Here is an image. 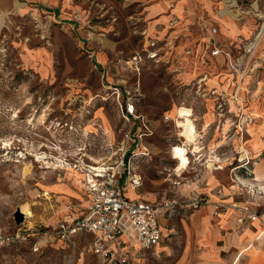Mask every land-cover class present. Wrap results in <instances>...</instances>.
<instances>
[{"label": "rangeland", "instance_id": "374dc122", "mask_svg": "<svg viewBox=\"0 0 264 264\" xmlns=\"http://www.w3.org/2000/svg\"><path fill=\"white\" fill-rule=\"evenodd\" d=\"M150 2L19 0L14 10L0 14V224L18 226L13 212L24 202H34L35 213L19 224L22 227L75 216L84 204L86 176L75 163L111 166L123 161L140 175L138 191L144 198L173 203L162 208V232L183 229L197 179L207 172L217 174L216 158L209 156L214 146L200 142L202 126L195 123L213 105L226 136L235 138L233 146V141L228 143L230 158L220 162L224 169L246 152L253 155L248 140L257 126L262 148L253 158L264 159V114L254 109L257 102L264 110V93H234L224 75L226 91L218 96L208 92L218 79L199 81L206 64V36L198 19L192 15L187 23L171 27L152 24ZM236 94L245 96L241 110L253 118L241 136ZM218 97L230 107L224 108L222 118L216 114ZM181 106L191 108L195 119L191 137L178 124ZM174 145L189 151L185 169L172 157ZM26 164L31 166L29 176L22 175ZM54 184L72 191H49ZM44 191L50 198H43ZM174 240L175 235L165 237ZM87 244L88 238L60 243V264H99ZM151 249L144 255L135 251L149 261L168 264V252L155 257L148 254Z\"/></svg>", "mask_w": 264, "mask_h": 264}, {"label": "crops", "instance_id": "0c3cea01", "mask_svg": "<svg viewBox=\"0 0 264 264\" xmlns=\"http://www.w3.org/2000/svg\"><path fill=\"white\" fill-rule=\"evenodd\" d=\"M222 1L151 0L148 4V11L152 15V24L167 27H171L168 26L171 24H185L193 17L192 15L196 16L198 24L200 17L206 14L208 20L218 26L219 32L215 37L216 42H220L222 39L232 40L238 36L249 37L256 28L255 20L248 18L244 23H241L228 14L215 16V10L222 5ZM18 2L19 0H0V14L14 10V8L18 7ZM219 58L220 61H224L223 57L220 56ZM255 59H257V63L260 66L250 82V92L252 94L264 93V37H262L257 46ZM207 65L204 66V69L208 68ZM208 69L212 74L216 72V67L210 66ZM226 75L227 73L224 74V77ZM208 81L210 82V80ZM213 106L203 110L200 120H196L197 122L195 123L197 126H202L198 134L200 142H204L203 144L207 147L209 145L211 147L214 146L209 152L214 154L209 156L210 158L215 157V164L220 166H213V170H217V174L207 172L197 179L198 189L197 191H192L190 198L203 194L208 196L210 201H224L229 204L236 200L241 202V200L248 198V195L244 188L238 185L235 176L239 177L244 183L252 182L253 180H264V159L255 160L249 166L251 169L249 176L243 169L237 171L230 170L231 167H228L227 171L224 169L225 164H220V162L230 158L231 154L228 153L227 147H230L228 143L231 141H233L231 145L233 146L235 138L232 140V138L228 137L229 135L226 136L224 123L220 122L214 112H212V109L214 110ZM254 109L258 114H264V110H260L257 102H255ZM254 129L255 135H252L253 137L248 140V149L253 154L252 156L256 157L262 148L261 138L259 137L261 126L254 127ZM232 155L234 156L233 152ZM126 170V167H123L122 171H120L119 178H117L118 184L122 185L125 183L127 178ZM131 173L133 172L131 171ZM141 184L125 188V196L131 199L150 201L138 191ZM48 189L49 191H63L64 193L72 191L66 185H61L59 188L58 184H54ZM84 195L86 198L85 193ZM258 199L252 202L253 208L257 210L261 209L259 205L264 204V197ZM84 205L85 200L75 216L59 218L56 222L59 220L70 222L76 219L83 213ZM242 214V210L238 207H229L225 212L215 214L211 204L191 209L188 221L185 222L183 229H171L167 234H164L161 227L162 238L152 247L148 254L150 255L151 253L153 256L159 257L162 253L168 252L171 255L168 264H264V232H261L260 221L259 219H253L240 223L238 218ZM56 222L44 225H54ZM159 223L161 226L160 216ZM171 235H175V240L165 241V237L170 238ZM75 238H88L89 242L91 234L79 232L67 239H40L39 251L37 252L31 251L30 244L2 247L0 248V264H60V243H67ZM148 258L147 256L139 257L134 249H130L128 260L121 264H159V262L154 260L149 261ZM97 259L99 264H102L98 256ZM79 264H81V261Z\"/></svg>", "mask_w": 264, "mask_h": 264}, {"label": "built area", "instance_id": "2783aa9c", "mask_svg": "<svg viewBox=\"0 0 264 264\" xmlns=\"http://www.w3.org/2000/svg\"><path fill=\"white\" fill-rule=\"evenodd\" d=\"M223 14H228L241 23H244L248 18H253L256 28L247 38L238 36L232 40L222 39L220 42H216L215 37L219 32L218 26L210 22L206 14L200 17L198 24L206 36L203 41L206 56L204 58L205 65L208 64L209 68V62H213L216 72L214 75L208 68L204 69L199 81L208 82L212 75L218 78L217 85L210 87L208 91L218 96L219 92L226 91L223 88L221 76L227 73L225 77L227 86L230 83L233 84L234 93L240 92V89L249 93L250 82L260 66L255 59V52L260 40L264 37V0H223L222 5L215 10L214 15ZM220 56L223 57L224 61H220ZM245 78H250L247 83L244 82ZM239 83L245 87H240ZM234 99L237 106L236 117L240 116L236 123L237 134L241 136L243 128L246 124H250L253 118L248 114H243V110H241L245 96L241 98L240 95L236 94ZM239 99L241 101H238ZM224 102V97L217 100L219 112L216 114L221 118L224 115V108H230ZM243 117H246L244 122H242ZM219 121L224 122L221 119ZM233 123L235 124L234 121ZM253 163V156L246 152L243 157L236 159L231 170L237 171L243 168L249 176L251 174L249 166ZM119 165L125 167L123 161L118 165L111 166L82 165L76 162L75 167L86 172L83 179L86 194L83 213L70 222L59 220L54 225L36 224L28 227H12L0 224V248L30 244L31 251L37 252L39 251L40 239H67L73 234L84 232L91 234V239L87 244L88 251L98 256L102 264L126 262L130 249L144 255L145 250L152 248L161 240L159 216L163 206H172L173 203L165 201L158 204L126 197L124 189L140 185L141 177L131 173L130 168L126 167V181L122 185L118 184ZM235 179L238 185L247 192L248 198L241 200V202L236 200L229 204L224 201H210L208 196L201 194L191 197L186 207L195 209L205 204H211L215 214L225 212L229 207H238L243 213L238 218L240 223L245 220L259 219L261 232H264V204L259 205L261 207L259 210L252 206L253 201L264 197V180L244 183L237 176Z\"/></svg>", "mask_w": 264, "mask_h": 264}, {"label": "bare ground", "instance_id": "6f19581e", "mask_svg": "<svg viewBox=\"0 0 264 264\" xmlns=\"http://www.w3.org/2000/svg\"><path fill=\"white\" fill-rule=\"evenodd\" d=\"M179 112H180V115L183 117V119L178 121L179 126L182 127V133L185 134L186 136H189V137L193 136L196 129H195V124L193 122V119L191 118L192 114H191L190 109H188L187 107L181 106L179 108ZM188 152H189L188 149L182 145H174L172 147V157L177 161L179 167H181L182 169H185L188 166V164L190 163ZM43 157H41V158H43ZM44 167L48 168L49 166H44ZM31 174H32V171H31L30 164L24 165L22 167V175L23 176H27V175L29 176ZM57 181H60V179H58ZM42 195H43L44 199L50 198L49 192H47V191H44L42 193ZM33 203L34 202H24V203H21L18 205V208L24 214V221L25 222H29V219L35 213V212L33 213V210L31 207V205H33ZM38 206H39V204H38Z\"/></svg>", "mask_w": 264, "mask_h": 264}, {"label": "water", "instance_id": "95a60500", "mask_svg": "<svg viewBox=\"0 0 264 264\" xmlns=\"http://www.w3.org/2000/svg\"><path fill=\"white\" fill-rule=\"evenodd\" d=\"M13 218L18 226L24 221V214L20 211L18 207H16L13 212Z\"/></svg>", "mask_w": 264, "mask_h": 264}]
</instances>
